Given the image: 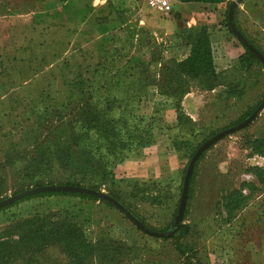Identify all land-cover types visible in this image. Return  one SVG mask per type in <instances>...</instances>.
Instances as JSON below:
<instances>
[{"label": "rangeland", "instance_id": "374dc122", "mask_svg": "<svg viewBox=\"0 0 264 264\" xmlns=\"http://www.w3.org/2000/svg\"><path fill=\"white\" fill-rule=\"evenodd\" d=\"M25 1L0 3L18 8ZM69 1V10L47 18L56 27L46 33L52 60L43 78L0 81V96L11 94V101L0 102V238L16 239L17 225L37 217L81 228L95 247L87 264H264V155L249 145L264 135V107L249 119L264 104V0H226L230 17L235 13L258 47L257 61L240 65L244 48L224 24V4L220 15H207L216 74L197 78L177 68L189 54L190 30L201 25L196 14L175 6L163 13L143 0H94L96 10L82 22L83 4L91 0ZM32 8L38 18L37 3ZM11 20L0 18V29ZM28 30L37 37L38 30ZM83 100L97 122L76 148L89 150V167L80 155L66 163L53 153L70 123L80 133L74 112ZM254 105L240 123L220 130ZM43 107L62 109L65 121L53 126L58 140L44 139L54 118L41 121ZM120 114L127 121L123 144L106 135L108 119ZM66 181L92 197L37 194L46 183ZM238 192L245 199L232 208ZM123 207L152 230L134 224ZM181 228L185 233L178 236ZM0 264L71 263L52 244L38 252L10 249Z\"/></svg>", "mask_w": 264, "mask_h": 264}, {"label": "trees", "instance_id": "16d2710c", "mask_svg": "<svg viewBox=\"0 0 264 264\" xmlns=\"http://www.w3.org/2000/svg\"><path fill=\"white\" fill-rule=\"evenodd\" d=\"M184 2H190V1H203V2H209V3H218L223 0H181ZM230 5V2L226 3V9L224 11V24L226 25V28L228 31L234 36L237 37V39L241 42L244 50L242 53L238 56V61L240 65H250L253 62L257 61V57L255 56L254 49L258 47L256 44L248 38L243 31L239 28V26L236 23L235 20V13L233 14L232 18L230 17V12L228 10ZM10 7H13V4H10ZM192 32L191 34V43H190V51L188 56L184 59L183 62L178 64V71L180 73H185L187 76L192 78H197L200 76H209L213 77L216 74V65L214 62L213 57V50H212V43L209 37L208 27L206 25H199L196 28H193L190 30ZM259 50V49H258ZM263 53V52H262ZM62 102V101H61ZM260 101H258L259 103ZM258 103L256 105H258ZM256 105H254L252 108H250L246 113H244L241 117L236 119L234 122L222 127L220 130H227V128H232V126H235L236 124L240 123L244 118L249 116L251 112L255 109ZM90 102L88 100H83L78 105L77 109L74 113H77L79 115L80 120V126L78 127L80 133H75L74 125L71 123L69 124L67 131H69L68 137L62 141L61 148H56L54 152H57V156L60 159H65L66 163H68L67 160H73L75 157H78L80 155L81 158H84L83 161L84 167L90 166V152L89 150L82 149L78 150L76 149L78 147L79 138L81 137H87L88 130L92 128H96L97 122L95 118L91 117L90 111H89ZM62 109H48L47 107H43L40 113L38 114V117L41 119V121H44L46 119V115L52 116L54 119L49 121L51 122V125L45 126L46 135L44 136V139L47 140L48 138L55 139L56 138V132L54 129V124H57L58 126L62 125L61 122L65 121L64 118H61V115L63 114ZM74 116V114H73ZM69 121V120H67ZM126 117L122 116L120 114V118L114 119L112 121V118L108 119L107 121V131L106 135L109 138L110 141H116L120 142V144H123V139L121 138L124 136L122 134L124 132V128L126 127ZM119 124V126H118ZM56 125V127H58ZM135 129V127H133ZM56 129V128H55ZM72 131V132H71ZM232 132V131H230ZM135 137H138V134L136 133ZM60 139V138H59ZM56 140H58L56 138ZM200 143H198L195 147H191L189 150V160L195 154V151ZM249 145L251 148L259 153L264 155V135L261 137H257L254 139H251L249 142ZM86 148V147H85ZM38 150V148H36ZM48 149V148H47ZM43 153L39 154V160L42 161ZM200 156L198 157V159ZM189 161H187L183 171H182V178L186 176L187 169L186 167H189ZM73 163V162H71ZM196 163V162H195ZM195 166V165H194ZM258 179V176H256ZM191 181V178H190ZM190 185V182H189ZM82 186L74 181H66V182H49L46 183V185L41 187V190L37 193L38 195H74V196H87L92 197L89 193H86L84 191ZM190 189H188L189 192ZM237 198L235 199L232 208L233 207H239L240 202L245 199V195L241 194V192L236 193ZM125 212H128L130 220L136 224L139 225V227L145 231L152 230L151 227H149L141 218H139L137 215H135L132 211L129 209H126L123 207ZM17 230L19 234L17 235L16 239L9 240L8 238H0V262L2 261L4 254L10 250L15 248H22L27 252H38L42 250L44 247L52 244H58L63 253L66 254V256L69 258V262L71 264H87L88 259L94 255L95 247L91 244H88L85 240V235L81 228L76 226L73 223H70L68 221H52V220H45L40 218H30L25 219L24 221L20 222L17 225ZM179 235L182 236L184 232V228H181L178 230ZM157 236V235H156ZM174 235L164 236L157 238L160 239H167L172 238ZM178 237L176 238V240ZM176 247L179 252L184 253V249H180V243H176Z\"/></svg>", "mask_w": 264, "mask_h": 264}, {"label": "crops", "instance_id": "0c3cea01", "mask_svg": "<svg viewBox=\"0 0 264 264\" xmlns=\"http://www.w3.org/2000/svg\"><path fill=\"white\" fill-rule=\"evenodd\" d=\"M175 1L177 3L174 5L176 11L196 14L197 18L200 20L198 21L200 22L199 24L206 26H209L210 22L213 21L212 19H208L207 15L213 16L217 12L220 15L224 4H226V0L218 3L174 0V4ZM33 3L34 5L37 3L39 6L40 14L38 18L34 17V19L33 15H35L37 11L32 8ZM22 5L23 6L18 8H12L10 7V2L0 3V18H13V22L11 20V24L13 25H7L5 29H0V81H39V79L43 78L44 70H47V63H49V60H52V58L49 59L46 51L49 42L46 33L56 27V23L49 24L47 18L55 19V14H60V12L69 10V7L74 6L73 2L69 0H36L34 2L27 0L25 3H22ZM83 5L86 7L83 8L82 11L84 15H81L78 19L82 22L86 19L89 20L90 15L93 13L92 11L96 10V7L93 6L95 5L94 0H91V3ZM49 9L52 12H49ZM216 9L219 11H216ZM209 10H213V12H209ZM205 12H207V14ZM21 15L32 16L30 20L27 21H24V19H14ZM85 16H87V18H85ZM59 22L58 24L60 25L63 21ZM19 27L23 28L18 31L17 29ZM32 27L38 30V32H36L37 37H30L28 28L32 29ZM26 30L27 32L25 33ZM17 38L22 39H19V41ZM57 57L58 56H56V58ZM66 65L67 63H65L63 67ZM27 85H29V83H27ZM39 95L40 92L35 96H30L28 100L39 97ZM10 96V92L3 93V95L0 96V102L7 103V101H11ZM48 102L50 103L51 100ZM2 107H4V105Z\"/></svg>", "mask_w": 264, "mask_h": 264}, {"label": "built area", "instance_id": "2783aa9c", "mask_svg": "<svg viewBox=\"0 0 264 264\" xmlns=\"http://www.w3.org/2000/svg\"><path fill=\"white\" fill-rule=\"evenodd\" d=\"M145 4L151 8L160 10L163 13L173 11L174 0H143Z\"/></svg>", "mask_w": 264, "mask_h": 264}, {"label": "water", "instance_id": "95a60500", "mask_svg": "<svg viewBox=\"0 0 264 264\" xmlns=\"http://www.w3.org/2000/svg\"><path fill=\"white\" fill-rule=\"evenodd\" d=\"M263 107H264V104H262L261 106H259L258 109H257L255 112H253V114L250 116L249 119H252L253 117H255L256 114L258 113V111H259L260 109H263ZM191 164H192V161L190 162L189 167H188V169H187V174H186L185 181L187 180V177H188V174H189V170H190ZM26 193H28V191L23 192V193H21V194L15 196V197H13V198L20 197V196H22V195H24V194H26ZM10 200H11V199H10ZM122 209H123V208H122ZM123 210H124V209H123ZM124 211H125V210H124ZM125 213H126L127 215H129L128 212H125ZM129 216H130V215H129ZM130 217H131V216H130Z\"/></svg>", "mask_w": 264, "mask_h": 264}]
</instances>
